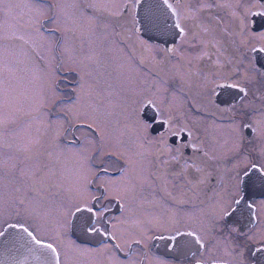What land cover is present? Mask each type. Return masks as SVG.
<instances>
[{
    "label": "snow or ice",
    "instance_id": "obj_1",
    "mask_svg": "<svg viewBox=\"0 0 264 264\" xmlns=\"http://www.w3.org/2000/svg\"><path fill=\"white\" fill-rule=\"evenodd\" d=\"M245 2L250 7L243 9L242 19L239 7L232 15L237 28L248 36L246 44L253 45L244 51L248 71L264 75L259 72L264 68V0ZM183 3L160 0L161 15L172 19L169 25L155 16L152 6L137 19L134 9L142 0H89L86 6L82 0H57L56 5L30 0L28 27L44 38L54 63L45 62L31 36L5 35L0 26V150L8 147L18 157L10 166L0 163V221L25 233L45 250L51 264H61L65 250L81 257L97 256L99 264H169L163 256L150 255L148 241L157 239L175 261L191 256L198 257L195 264H264V122L236 124L230 116L247 111L243 102L253 77L239 71L242 64L222 63L209 55L214 45L209 48L203 39L193 40V50L202 53L198 58L207 57V66L190 73L193 84L203 86L198 100L209 111L229 116L232 125L235 139L227 156L217 155L222 145L205 143L187 121L167 108L169 82L178 77L172 61L179 58L183 63L186 38L195 35L193 29L200 35L210 32L197 24L199 17ZM46 24L54 27L49 30ZM125 31L128 67L142 76L143 84L133 90L130 110L124 109L136 133L135 159L109 151V108L116 93L111 83L93 75L103 76L100 69L108 68L99 42L115 46ZM48 37L58 38L49 45ZM24 46L32 53L37 82L29 100L32 111L25 115L47 125L42 138L33 137L25 121L13 115L16 97L6 75L13 69L6 53ZM246 141L253 146L249 148ZM60 152L73 157L70 170L61 169ZM144 159L150 168L141 165L135 171ZM114 163L120 166L113 167ZM221 164L228 174L227 185L221 180L208 187L210 178L219 176ZM128 185L130 192L125 190ZM145 189L156 198L145 199L137 211H130V200L137 190ZM53 191L63 197L54 218L45 208ZM110 205L118 213L114 218ZM13 214L15 223H8L4 218ZM118 225L127 227L122 230ZM160 229L161 234L154 235ZM44 231L52 235L40 238ZM5 235L0 231V237ZM81 239L96 241L98 247H81L77 243ZM214 242L217 252L209 248Z\"/></svg>",
    "mask_w": 264,
    "mask_h": 264
},
{
    "label": "flooded vegetation",
    "instance_id": "obj_2",
    "mask_svg": "<svg viewBox=\"0 0 264 264\" xmlns=\"http://www.w3.org/2000/svg\"><path fill=\"white\" fill-rule=\"evenodd\" d=\"M89 0H82V3L86 6ZM49 3L56 5L57 0H49ZM204 4H210L211 7H203ZM228 5V7H223ZM152 6L155 16L160 20H167L169 25L172 24V19L167 18V14L161 15L162 8L160 6V0H142V5L134 9L137 19L143 14L144 9ZM29 7L30 0H3L0 3V26L3 28V34L5 35H24L25 39L30 36L35 41L33 47H36V51L40 52L45 58V62L54 63L51 61V51L48 47H44L45 40L43 37L35 36L32 30L28 27L29 23ZM183 7L185 9H191L199 17L197 24L201 27H207L210 32L204 35H200L197 29H193L194 36L190 35L186 39L187 44L184 45V61L180 62L179 58L172 61L175 65L178 77L175 80L169 82L168 93L166 97L167 108L172 115L187 121L194 129L195 133L199 135L205 143L219 144L223 147L217 150V155L224 157L229 154V150L232 146L231 142L235 139L232 134V125L229 123V116H221L219 113H213L202 105L198 97L203 92V86H197L193 84V79L190 76L191 72H197L200 70L201 65L207 66V57L200 60L198 57L202 54L200 50H193V40L203 39L205 44L211 48L209 55H213L224 63L227 61H235L236 64L243 66L239 68L241 73L251 75L253 79L249 84V95L243 103L247 106V111H238L230 113V116L235 119L236 124L242 122H252L259 126L264 122V75L250 72L249 61L244 58V51L246 47L253 45L246 44L248 36L237 28L236 18L232 15L233 11L240 8L239 15L242 19L243 9L250 7V4L245 0H184ZM88 11L86 8L84 9ZM65 26H71L70 23ZM45 27L51 30L54 25L46 24ZM259 28V25L257 26ZM117 32L120 29L117 27ZM127 32H121L117 37V45L109 47L103 41H100L101 50L104 58L108 64L107 71L100 69L99 73L94 72L93 75L101 82L107 80L111 83L116 95L113 97V104L109 110L112 115L110 118L111 127L108 129V135L111 139L109 145V151L115 152L117 157L123 155L127 159H135L137 145L135 143V131L128 123L127 116L124 114V109L130 110L133 106L135 99L133 90L143 87L141 83L142 76H137L129 69V50L125 47L127 41L124 37ZM147 35V34H146ZM48 36V33H45ZM58 37H48V44L54 43ZM123 41V42H121ZM180 43L179 38L176 41ZM255 44V42H253ZM255 46H260L256 44ZM27 53V55L25 54ZM32 53L27 46L18 49H9L6 53V59L9 62L13 71L10 75L11 86L14 89V95L16 102L13 107L14 117H19L25 121L26 126L29 128V132L33 137L42 138L47 134V125L42 124L39 120L30 119L25 113L32 111L33 106L29 103V100L37 87V82L33 78V66L30 63ZM139 58V54L137 53ZM191 59V68L188 69V60ZM134 63V62H133ZM215 63V61H213ZM264 63V61H262ZM19 66V67H18ZM187 71H180L181 68ZM115 69V71H113ZM167 71V70H166ZM24 72L23 77L25 79L19 80V73ZM260 73H264V68L259 69ZM108 73H111L109 75ZM207 74V73H205ZM29 75V76H28ZM27 76V80H26ZM187 81V83H185ZM223 82V81H221ZM19 83H22L21 85ZM36 84V85H35ZM191 85V86H190ZM107 103V101H106ZM234 108L239 109V104L234 103ZM256 111L253 112L252 108ZM55 114H53L54 117ZM70 139V137H68ZM251 139V138H250ZM228 141V144H225ZM248 143V147L253 146L252 143ZM152 149L151 151H154ZM90 152L94 151V146L89 149ZM147 151V149H145ZM17 153L4 147L0 150V163H4L6 166H10L12 163L17 162ZM57 158L60 163L61 169H71L73 166V157L70 153L60 152L57 153ZM143 165L145 168H150L148 160L144 159L138 162L135 171H139V167ZM119 164H113V167H119ZM217 171L219 176L213 175L210 178L208 187L218 184L223 180L227 185L228 174L225 170V166L221 164L218 166ZM7 182V181H5ZM131 191V186L128 185L125 189ZM175 194V193H174ZM156 198L154 193L150 189L137 190L135 198L130 200L132 207L129 209L132 212L137 211V207L143 203L145 199ZM63 199L62 194L57 195L53 191V195L48 199L45 205L46 210L54 218L55 214L60 206V201ZM113 209V218L118 215L114 205H110ZM8 223H15V215L6 216ZM31 223V221H29ZM122 230L127 225L120 226ZM0 231H6V235L0 237V264H51L49 257L45 255V250L39 249L29 237L23 232L18 230L9 229L8 225L0 221ZM163 230H157L154 235L159 236ZM164 235H168L167 232H163ZM52 234L48 231H44L40 234V238L48 239ZM79 235V234H77ZM75 238V237H73ZM77 243L81 244L84 248H96L98 243L96 241H84L83 239L77 240ZM164 242L161 240H149L148 248L151 249L150 255L163 256L169 260V264H195V259L198 257H191L187 260L175 261L171 259V254L166 252L163 247ZM209 248L213 252H217V243H211ZM147 250V249H145ZM220 254L222 250H220ZM123 256V254H119ZM135 258V257H133ZM61 264H99V258L97 256L81 257L72 252L65 250L61 253Z\"/></svg>",
    "mask_w": 264,
    "mask_h": 264
},
{
    "label": "rangeland",
    "instance_id": "obj_3",
    "mask_svg": "<svg viewBox=\"0 0 264 264\" xmlns=\"http://www.w3.org/2000/svg\"><path fill=\"white\" fill-rule=\"evenodd\" d=\"M18 67H19V66H18ZM23 74H24V72H20L19 75H18V76H19V80H21V81H22L23 79H25V76L23 77ZM28 76H29V75H28ZM26 80H27V76H26ZM35 83H36V81H35ZM19 84L21 85L22 83H19ZM35 85H36V84H35ZM35 89H36V88H35Z\"/></svg>",
    "mask_w": 264,
    "mask_h": 264
}]
</instances>
